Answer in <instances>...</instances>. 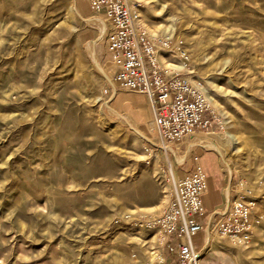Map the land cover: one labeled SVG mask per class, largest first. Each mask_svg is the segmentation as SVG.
I'll return each mask as SVG.
<instances>
[{"label":"rangeland","instance_id":"374dc122","mask_svg":"<svg viewBox=\"0 0 264 264\" xmlns=\"http://www.w3.org/2000/svg\"><path fill=\"white\" fill-rule=\"evenodd\" d=\"M128 1L163 74L203 89L216 105L211 129L186 139L188 159L216 157L225 199L229 192L252 203L259 220L264 0ZM91 2L0 0V264H147L164 251L165 234L151 223L184 172L155 147L147 94L114 90L106 12ZM184 62L188 71L174 68ZM209 237L202 264H264V221L247 243L211 228L196 241L204 247Z\"/></svg>","mask_w":264,"mask_h":264},{"label":"built area","instance_id":"2783aa9c","mask_svg":"<svg viewBox=\"0 0 264 264\" xmlns=\"http://www.w3.org/2000/svg\"><path fill=\"white\" fill-rule=\"evenodd\" d=\"M91 6L96 12H106L103 33L114 62V90L147 94L157 131L155 147L168 157L173 154L176 166L184 172L175 180L167 208L151 223L165 234L163 259L147 264H202L205 246L200 247L196 236L206 228L238 244L247 243L264 215L258 220L252 203L231 200L229 193L223 209L207 211L203 199L208 175L196 157L188 159L192 144L186 145V139L212 127L210 104L190 83L163 74L141 26L140 14L128 0H92ZM183 145L184 151L177 153L176 146L181 149ZM174 162L170 161L171 166Z\"/></svg>","mask_w":264,"mask_h":264},{"label":"crops","instance_id":"0c3cea01","mask_svg":"<svg viewBox=\"0 0 264 264\" xmlns=\"http://www.w3.org/2000/svg\"><path fill=\"white\" fill-rule=\"evenodd\" d=\"M213 160L215 161L216 157L215 159H211L209 156H202L198 159V162L203 166L208 175V191L203 199L207 211L218 210L224 204V201H226L222 190L217 187L218 179H221V181L223 179L222 172H220L218 165L215 162L213 163ZM217 177L219 178L216 179Z\"/></svg>","mask_w":264,"mask_h":264},{"label":"bare ground","instance_id":"6f19581e","mask_svg":"<svg viewBox=\"0 0 264 264\" xmlns=\"http://www.w3.org/2000/svg\"><path fill=\"white\" fill-rule=\"evenodd\" d=\"M102 17V16H101ZM101 20L103 21V22H105L104 21V18L102 17L101 18ZM165 30H164V32L165 33H169V34H171L172 33V28L171 27H166V28H164ZM163 37V39L164 40H166V41H169V38H167V36H162ZM169 37H171V36H169ZM161 50V47H159V50H158V52ZM163 57V56H162ZM165 59V58H164ZM183 62V61H182ZM185 63V64H184ZM184 63H179L178 65H176V66H174V68L175 69H177V70H180V71H188V68H187V65H186V62H184ZM173 73V72H172ZM199 88V87H198ZM116 91V90H115ZM117 92V91H116ZM201 92L203 93H205V91L203 90V89H201ZM203 93V94H204ZM205 95V98L211 103H209L212 107H214V108H216V105H215V103H214V100L212 99V97H210L207 93H205L204 94ZM151 105V104H150ZM151 110H152V107H151ZM223 126H224V131H225V136H226V138H227V146H228V150L231 152V154H234L235 152H236V150H237V142H236V136L235 135H233V134H231L230 133V131H228V124H227V122H226V120L224 119L223 120ZM147 139V138H146ZM197 144V143H196ZM209 144V143H208ZM210 148H209V150H212V151H214V152H218L221 156H222V158H223V163H224V165L229 169V170H231V162H230V157H228V156H224V154L220 151V149L218 148V146H217V144L216 143H212L211 142V144L210 145H208ZM229 193V192H228ZM228 195V194H227ZM227 197V196H226ZM208 240V242L210 243V244H208V245H206L205 247H204V249L202 250V252H203V255L207 252V251H209L210 250V248H211V242H212V238L211 237H209V239H207ZM157 260H162L163 259V257H162V255L160 254L157 258H156Z\"/></svg>","mask_w":264,"mask_h":264}]
</instances>
